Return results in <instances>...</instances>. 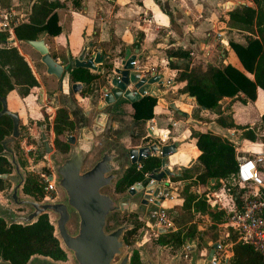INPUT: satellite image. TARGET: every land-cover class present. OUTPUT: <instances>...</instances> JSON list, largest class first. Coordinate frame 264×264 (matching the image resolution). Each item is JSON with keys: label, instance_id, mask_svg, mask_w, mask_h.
<instances>
[{"label": "water", "instance_id": "95a60500", "mask_svg": "<svg viewBox=\"0 0 264 264\" xmlns=\"http://www.w3.org/2000/svg\"><path fill=\"white\" fill-rule=\"evenodd\" d=\"M7 42L15 45L14 38H9ZM23 42L38 53L45 73L56 79L52 90L37 88V105H48L46 113H50L51 109L64 110L65 119L71 122L72 130L62 133L67 149L57 153L41 131L44 153L48 154L53 172V177L48 179L53 181L55 196L38 200L25 194L22 192L25 175L11 147L19 133L18 116L7 108L5 98L0 96V117H8L11 123L9 135L0 140V156L10 166L9 173H0V179L9 184L4 196L5 204L0 202V218L5 226L30 225L39 216L46 215L53 228V236L71 264H130L133 251L137 253L140 264H178V249L165 255L164 250L168 245H158L149 253L145 239L146 231L156 234L173 231L171 225L167 228L156 227L150 212L156 210L162 195L168 192L163 177H179L181 170L186 168L171 171L164 167L165 158L175 152L177 145L172 142L159 146L156 142H150L138 148L126 149L117 140L123 134L134 135L132 129L135 124L119 120L123 115L122 104L134 103L143 91L152 95V81L147 80V85L143 87L136 82L129 64L133 55L124 54L119 66L113 69L109 67V74H106V66L102 67L101 64L108 59V54L91 49L90 44L83 45L75 56L68 54L65 63H60L51 57L43 39H26ZM73 68L86 69L97 77L85 87V83L71 81ZM94 84L97 87H93ZM129 84L136 89V93L125 88ZM100 93L103 95L101 98ZM184 97L194 100L187 93L181 94L179 99ZM170 108L185 116L173 104H170ZM149 154L159 155L160 166L164 168L159 172H156L157 168L149 171L146 179L150 181L134 184V189L115 191V184L125 170L135 161H141V155L147 157ZM131 155L133 158L129 160ZM123 213L133 214L143 223L144 230L140 231L134 249H124L123 235L134 228L131 223L114 222L108 228L109 221ZM184 244L190 251L185 264H210L209 259L218 241L211 243L205 254L198 252L192 237L185 238ZM0 264L10 263L0 258ZM25 264L62 263L32 255Z\"/></svg>", "mask_w": 264, "mask_h": 264}, {"label": "trees", "instance_id": "16d2710c", "mask_svg": "<svg viewBox=\"0 0 264 264\" xmlns=\"http://www.w3.org/2000/svg\"><path fill=\"white\" fill-rule=\"evenodd\" d=\"M25 4L22 13V21L13 27V36L16 40H35L42 35L56 36L60 33L57 23L56 10L64 4L59 0H20ZM75 8L79 7L81 0H69ZM254 8L241 6L230 10L228 15V27L239 31L248 32L243 35V42L239 43L232 39L227 44L236 59L240 68L230 64L215 65L200 60H192L189 67H185L175 74L174 81L178 93H187L194 97L195 103L203 108L210 109L215 113V122L222 128H233L240 130V138L250 142L257 141L256 130L263 132L259 139L264 150V112L259 116L258 122L252 127L247 125H237L233 122L230 112V103L220 109L219 101L222 98H229L230 101H238L245 104L255 98L256 89L264 91V0H252ZM12 0H0V5L5 8H12ZM18 14V13H17ZM4 35H0V96L7 101L11 94L19 98L34 95L39 87L27 62L18 52L17 48L6 42ZM167 57H187V52L171 48L165 52ZM168 66H173L167 61ZM109 67V66H108ZM106 66V68H108ZM97 76L83 68H73L70 72L72 82L85 83V87ZM158 99L153 95H145L131 104L133 112L132 120L136 123L151 119L154 114V107ZM18 110V109H17ZM43 118H48L45 110L40 108ZM20 120L18 117V126ZM258 127H257V126ZM11 123L8 117H0V140L9 135ZM51 130L53 133L54 149L64 152L67 145L62 138L63 132H70L72 124L65 119V112L56 109L51 120ZM195 139V146L199 151L196 159L189 166L180 172L179 177H172V180H183L185 183L176 191L174 205L167 208L168 213L177 209L185 214L198 213L205 215L214 225L225 221L226 214L222 210H214L205 202L204 194L206 189L216 188L219 181L223 182L224 188L229 187L230 192H234L236 187L232 184L231 178L236 169L234 157V144L209 131H193L191 133ZM1 151V147H0ZM141 171H137L132 164L127 168L120 180L115 184V191L125 190L133 182L142 178V172L151 171L160 166V158L148 156L141 160ZM263 169L258 167L259 172ZM10 166L5 158L0 156V173H9ZM213 183H210V180ZM7 184L0 179V198L1 191ZM202 187L201 194L195 192V187ZM205 189V190H204ZM40 187L35 178L27 177L24 181L22 192L33 197H37ZM173 201V202H174ZM174 207H178L174 210ZM175 227L179 223L173 219ZM213 228V226H210ZM180 228V227H179ZM136 230L133 228L124 233L123 239L128 244L130 238ZM200 231L196 226L189 224L184 228L177 229L173 237V249L180 246L184 237H193ZM171 239L170 234L160 235L158 244H165ZM210 240L215 241L216 235L213 234ZM231 244V256L228 264H264L262 257L254 248L246 243L235 241L233 235L229 239ZM157 241V240H156ZM201 243H205L202 241ZM32 255L48 257L54 261H64L65 253L60 249L58 241L53 236V228L49 224L47 216L41 215L30 225L21 226L12 224L5 226L0 218V258L10 264H25ZM130 264H140L138 255L133 252L130 257Z\"/></svg>", "mask_w": 264, "mask_h": 264}, {"label": "crops", "instance_id": "0c3cea01", "mask_svg": "<svg viewBox=\"0 0 264 264\" xmlns=\"http://www.w3.org/2000/svg\"><path fill=\"white\" fill-rule=\"evenodd\" d=\"M59 1L64 4L56 10L60 33L56 36L40 37L55 60L65 63L68 54L75 56L83 45L90 44L91 49L108 54V59L101 64L102 67L117 68L124 54L136 55L144 65L156 67L162 74V79L172 78L173 81L175 74L189 67L192 60L215 65L230 64L239 69V62L227 41L232 39L242 43V36L249 33L228 27L227 13L241 6L255 7L252 0H81L77 8L73 7L69 0ZM144 12L152 18L148 25L141 24L138 20L140 14ZM13 38L16 47L23 44L21 50L17 48L18 52L27 62L39 87L44 91L52 90L56 85V79L45 73L38 53L23 41L18 42L15 37ZM171 48L187 52V57H167L165 52ZM189 52L193 55L190 56ZM168 60L173 64L172 67L168 66ZM109 67L106 68V74H109ZM152 87V95L158 99L154 114L151 119L144 121L145 133L135 144L128 147L120 142L124 148L139 147L147 142H155L158 138L163 140V142L158 141L160 144L176 143L175 152L165 158L166 169L171 171H176L180 167L187 168L199 154L194 144L195 139L191 135L193 131H209L231 141L234 144V155L237 152L250 155L251 152L264 154L262 143L240 138V130L217 125L212 110L199 107L190 98L184 97L180 100L179 97L183 93L177 92L175 81L174 85L168 88L159 84H154ZM77 97L79 96L76 95ZM17 99L25 101V98H19L13 93L7 104L20 118ZM228 103H230L233 122L252 127L264 112V91L257 88L254 100L245 104L222 98L219 101L220 109L226 107ZM170 104L185 116L175 112L170 108ZM25 106H27L26 102L22 111L23 117H32L37 111L39 115L40 108L45 110V107H48L46 104L36 109ZM124 106L126 112L120 118L125 121L132 120L131 104L125 103L122 109ZM133 123L135 126L132 132L137 125ZM171 123L174 125L172 126ZM150 126H152L151 130ZM146 134L149 135L148 138H144ZM262 167L264 169V160ZM213 182L211 179L210 183ZM179 185H177L178 189ZM202 190L203 188L199 186L196 189L199 194ZM206 193L217 195L221 199L227 197L221 181L216 188L206 189ZM170 201L174 199L164 201L163 205Z\"/></svg>", "mask_w": 264, "mask_h": 264}, {"label": "built area", "instance_id": "2783aa9c", "mask_svg": "<svg viewBox=\"0 0 264 264\" xmlns=\"http://www.w3.org/2000/svg\"><path fill=\"white\" fill-rule=\"evenodd\" d=\"M17 15V12L13 8H5L0 5V35L2 34L5 36L4 38L6 42L9 38L14 37L13 27L22 21L23 15ZM151 19V16L145 12L141 13L138 17L139 22L145 25L150 24ZM217 37H219V34H217ZM189 55L192 56L193 53L189 52ZM129 64L131 66L130 71L136 79V82H138L141 87L147 85V80L149 79L152 81L151 86L154 84H159L165 88H168L174 85L172 78L162 79V74L156 69V67L144 65L136 55H133V58ZM125 88L132 91V93H136V89L130 84ZM151 90H153V87L150 89V91ZM145 95L151 94L147 91H143L140 94L141 97ZM102 96V93H100L99 97L101 98ZM171 125L173 126L174 124L171 123ZM149 129L151 130L152 126H150ZM148 137V134L144 136V138ZM141 140H143V137ZM156 141L163 142V140L160 138H158ZM160 142H158L159 144L157 143L159 146L165 145L160 144ZM149 143L150 142H147L144 145ZM23 146L24 141L22 142L20 149L22 151H26V148ZM39 147L41 148V143ZM23 155L26 157V160L29 161L26 152ZM251 155L252 157H248L246 154H243V152H237L234 155L236 169L231 181L237 190L232 193L230 192V188L227 187L225 188L227 197L221 199L218 198L217 195L205 193L204 198L205 202L211 209L222 210L226 214L225 221L221 222L219 226L225 227L227 230H229V232L234 236L235 241H240L251 245L264 260V182L260 177L258 169L259 164H263L264 155L262 153L253 154L252 152ZM42 156L45 159L46 154L42 152ZM149 156L159 157V155L152 154H149ZM141 157L142 159L146 158L144 155H141ZM131 158H133V155L128 157L129 160H131ZM133 164L137 171H141V161H135ZM164 167L166 168V163ZM164 167L159 166L156 169V172L161 171ZM148 174L149 171L142 172V178L133 182L127 188L134 189V184L138 185L142 181H150L149 179H146ZM50 176L53 177V172L51 170V166L46 164L45 172L39 175L38 180L35 179L36 183H38V186L40 187L39 194L36 193V199H52L55 196L56 192L53 181L48 179ZM162 181L165 183L164 187L168 189V192L167 194L162 195V199L159 200L156 210L151 211L150 216L154 219V225L156 227L160 226L167 228L170 225L174 227L172 221L168 219V215L166 213L167 208H165L163 202L174 199L173 194L178 189L177 185H183L184 181H173L168 176H164ZM197 187H195V191ZM231 244L232 243L229 241L228 249H225L218 241L217 247L214 249L211 258L209 259V263L228 264L229 258L231 256ZM180 246V258L187 261L190 254L189 248L184 244L183 240Z\"/></svg>", "mask_w": 264, "mask_h": 264}, {"label": "rangeland", "instance_id": "374dc122", "mask_svg": "<svg viewBox=\"0 0 264 264\" xmlns=\"http://www.w3.org/2000/svg\"><path fill=\"white\" fill-rule=\"evenodd\" d=\"M11 4H12V8L18 13L17 16L21 15L24 12L25 4L24 3L22 4L20 0H12ZM17 41L21 42L20 40H17ZM14 46L16 47V45H14ZM22 46H23V44H19L16 48H19L21 50ZM1 48L2 47L0 45V50H1ZM93 87H97V84L96 85L94 84ZM16 101L18 102L17 109L19 112H21L20 113L21 117L19 118V120H20V125L18 126L19 133H18L17 137L15 138V140L13 141V143L11 144V147H12V149H13L16 157H17V160H18V163L20 164L21 169L24 172L25 179L27 177H29V178L33 177L36 180H38L39 175L45 172L46 164L50 165V162L48 159V154H46L45 159L42 156V150L39 147L40 146L39 132H40V130H42L45 133V135H49L50 138H53V133H51L50 131H51V120L54 116L55 109L50 110L51 114L50 113L49 114L51 116L49 117V119L43 118V116L40 115V112L38 113L39 115H37L38 111L35 114H33L32 117H27V116L23 117L22 111L24 110L23 108H24L25 102L27 103V106L31 107L32 109L33 108L34 109L39 108L38 105L35 104L36 99H35L34 95H29V96L25 97V101H22V100L19 101V99H17ZM81 102L83 103V101H81ZM29 103L31 105H29ZM123 104H122V106H123ZM27 106H25V108ZM48 107H45V110ZM125 112H126V109L124 106L123 107V113H125ZM120 120H122V122H127V123L128 122L129 123L134 122L131 119L130 120L127 119L125 121L122 117L120 118ZM136 124H137L136 128L133 130L135 135L130 137V136L123 134V136L121 135L118 137V139H117L118 142H122L123 144H125L128 147L131 146L132 144H135L137 142V139H139L141 136L144 135L145 128H146L144 122H139ZM256 133H257V142H260L259 139L261 138V132L259 130H256ZM145 140H147V139H145ZM23 141H24L23 147L26 148V151H22L20 149V146H22ZM25 152H26V155H27V158L29 159V161L26 160V157L23 155ZM54 152L57 153L58 151H54ZM246 155L248 157H252V155H250V154H246ZM259 167H260V164H259ZM259 173H260L261 179L264 182V169L261 168ZM6 184H7L6 188H4L1 191V198H0L1 201L0 202H2L3 204H5L4 196L7 193V190L9 187V184L8 183H6ZM179 188H180V185H179ZM173 196L175 199L176 196L174 194H173ZM170 202L165 203V208L174 205L173 201H170ZM14 210H22V209H19V208L15 209L14 208ZM167 215H168V219L172 221V224L174 223L173 219H175L179 223L178 226L180 228H182V231H184V228H186V226H188L189 224H193L194 226H196V230L198 228L197 231H200V233H198V235H197V233L196 234L194 233L192 238L195 241H198L201 243L202 241H205V240L207 241L208 239L210 240L211 236L213 234H215L216 240L219 241L223 245L222 247L225 249H228V245H229V241H230L229 239H231L232 234L225 227L219 226L221 222L215 223V225H214L205 215L198 214V213H192V212L190 214H185V212L179 211L178 209L174 212L167 213ZM134 216L135 215L130 214V213H123L121 215H117L115 220H111L108 223V228L113 226L114 222H116V223H131L134 226V228L136 226L135 233L130 238L131 242L126 244L124 249H134L135 248V242L139 238L140 231L144 230L143 229V223L141 221H136V219H134ZM210 226H213V228H211ZM179 227H178V229H180ZM145 239L147 240V244H148L147 245L148 252L149 253L153 252L154 249L156 248V246L159 245L154 240V233L151 231H146ZM177 249L180 252L181 246L178 247ZM164 253H165V255H169L168 250H166V249L164 250ZM186 262L187 261L182 260L180 258V261L178 262V264H185ZM61 263L62 264H71L68 258H65L64 261H61Z\"/></svg>", "mask_w": 264, "mask_h": 264}, {"label": "flooded vegetation", "instance_id": "af4514ba", "mask_svg": "<svg viewBox=\"0 0 264 264\" xmlns=\"http://www.w3.org/2000/svg\"><path fill=\"white\" fill-rule=\"evenodd\" d=\"M77 99L78 100H81V98L79 99V97H77ZM82 101V100H81ZM41 131L42 130H40V132H39V141H40V143H41V148H42V152L44 153V149H43V145H42V140H41ZM51 133H52V130L50 131ZM71 132V131H70ZM45 134V133H44ZM45 138H46V140H47V142H48V144H49V146L52 148V150H54V151H56L55 149H54V145H53V138H50V136L49 135H45ZM45 154V153H44ZM1 201V200H0ZM134 219H136V221H140L139 220V218H137L136 216H134ZM177 227H173V231L172 232H169V233H164V234H156V233H154V240H155V242H158V238H159V236L160 235H166V234H170L171 235V239L168 241V242H166L165 244H163V245H168L165 249L166 250H168V253L169 254H171L172 252H174L177 248H172L173 247V245H174V240H175V238L173 237L174 235V233H176V231H177V229H176ZM180 238L183 240V242H184V239L185 238H187V237H184L183 238V235L181 234L180 235ZM157 240V241H156ZM214 241H212V240H207V241H205V243H200V242H198V241H196V249L198 250V252H202L203 254H205L206 252H207V250H208V248H209V246L211 245V243H213ZM159 245H162V244H160L159 243ZM181 245V244H180ZM190 252V251H189ZM190 255V254H189Z\"/></svg>", "mask_w": 264, "mask_h": 264}]
</instances>
